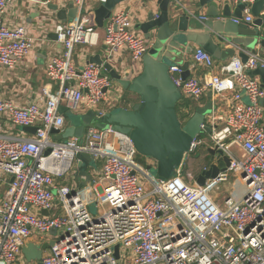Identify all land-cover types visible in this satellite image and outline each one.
<instances>
[{
	"label": "built area",
	"instance_id": "built-area-1",
	"mask_svg": "<svg viewBox=\"0 0 264 264\" xmlns=\"http://www.w3.org/2000/svg\"><path fill=\"white\" fill-rule=\"evenodd\" d=\"M13 1L0 0V68L6 70L27 58L34 46L23 27L5 22ZM44 1L57 6L70 1L77 17L54 28L55 42L64 51L51 56L45 73L57 90L43 87L37 100L23 107L0 98V176L11 177L0 201V264H264V113L259 103L264 89L258 76H250L264 68V53L246 52L243 63L240 51L220 66L219 75L190 73L183 79L178 65L168 68L184 99L198 101L210 91L226 99L229 108L224 116L204 121L201 129L210 128L208 142L192 139L183 163L162 181L138 164L130 137L111 127H88L81 139L53 141L50 132H62L65 125L60 107L104 114L97 107L108 102L113 81L102 65L86 64L78 71L72 60L75 46H95L98 41L99 29L90 18L92 12L85 9L86 2L100 5L105 0ZM232 1L245 5V17L232 22L249 25L253 0ZM173 6L180 8L176 0ZM102 29L106 59L121 50L133 65L141 62L148 41L133 29L131 14L112 10ZM192 60L195 68L215 67L213 57L198 47ZM16 127L36 131L29 137L24 132L13 135ZM205 143L222 151L229 167L199 187L191 175L184 180V165ZM81 154L96 165L85 187L78 179ZM230 178L234 182L227 195L221 203L214 202L210 192ZM55 179L67 182L57 185ZM91 204L98 210L95 217L88 212ZM52 229L55 236L50 235ZM32 236L39 240H28ZM49 241L54 243L40 262H25L22 249L28 242Z\"/></svg>",
	"mask_w": 264,
	"mask_h": 264
},
{
	"label": "water",
	"instance_id": "water-1",
	"mask_svg": "<svg viewBox=\"0 0 264 264\" xmlns=\"http://www.w3.org/2000/svg\"><path fill=\"white\" fill-rule=\"evenodd\" d=\"M123 1L125 0H105L94 10V22L98 29L103 28L112 10ZM190 1L194 2V0ZM216 1L197 0L199 7L208 5L209 8L216 9L214 20H211L212 16L208 20V18H197L192 13H179L173 6V0H157L158 12H149L146 21L136 26L144 39L150 43L142 58L143 70L139 76L132 78V72L117 74L109 64L102 65L99 56L89 59L88 64L102 65L105 73L114 84L118 85L119 88L116 90L112 87L113 93L122 90L118 95L117 109L107 114L89 111L81 116L78 126L66 128L62 133L60 130H52L50 134L53 136V141L81 139L88 127L100 130L111 127L130 137L138 155L153 161L157 179L162 181L170 179L183 163L185 154L190 151L192 139L210 133L209 127L204 126L201 129V126L205 117L211 113L212 104L209 100L206 106L196 108L191 116L185 115L189 118L179 119L176 106L182 97L170 80L168 63L178 65L182 71V78L186 79L190 76V63L186 56L194 53L193 47L202 49L216 60L233 57V50L222 52L218 48L212 34L226 35L222 40L241 46L249 53H256L255 47H259L264 53V17H259L264 10V0H253L250 5L253 21L249 25H235L232 22L233 19H242L244 4H234V11L230 13L232 0H223L226 2L222 5L218 0ZM53 9L57 10V7L54 6ZM69 9L68 17L75 18L76 9L72 4L69 5ZM57 18L66 22V12L58 11ZM238 56L243 63L246 62V55L241 52ZM250 76H259L264 89V68H257L250 73ZM208 97L211 98V93ZM262 106L264 108V102ZM59 112L66 117L64 107H60ZM22 130L34 134L36 128L24 127ZM49 153L50 150H47L44 155L47 156ZM208 156L211 157V162L196 177L195 182L199 187H204L206 180L215 179L219 173L226 172L229 167V158L222 151L209 148L206 157ZM77 159L78 179L81 186L85 187L92 179L88 167L95 168L96 165L87 154H81ZM146 169L149 170L150 167ZM42 214L47 215V212ZM55 234L56 230L52 229L50 235L55 236ZM53 243V241L42 244L28 242L22 249L25 262H40L43 252ZM115 257L118 258L117 246Z\"/></svg>",
	"mask_w": 264,
	"mask_h": 264
},
{
	"label": "crops",
	"instance_id": "crops-1",
	"mask_svg": "<svg viewBox=\"0 0 264 264\" xmlns=\"http://www.w3.org/2000/svg\"><path fill=\"white\" fill-rule=\"evenodd\" d=\"M156 1L157 0H125L121 4L116 6L114 10L116 11L122 10L131 14L133 20V29L138 32L137 34L140 35L141 32L137 30L136 26L146 21L149 12L151 11L155 13L158 12ZM178 2L180 4V8H178L179 13L180 12H186L189 14L192 13L195 14L197 18L200 19L208 18V20L211 18V16L213 17L216 14V9L209 8L208 5L203 8L199 7L197 5V0H194V2L190 0H179ZM224 2L226 1H223L221 3L219 2V4L222 5ZM70 4H71L70 1H66L62 5L57 6L52 4H45L44 0H14L13 2L8 4L7 11L4 17L5 22L11 27H16V26L23 27L25 33L34 40V46L30 54L27 56V58H25L23 61L15 65L12 70H6L4 68H0V98L1 99L12 100L17 105L23 107L37 100V97L40 95L41 88L49 87L52 91L57 90V84L48 80L45 73L46 71L45 68L51 56L53 55L60 56L64 51L63 47L55 42L54 28L57 24L64 23L57 18L58 11L66 12V18H67L66 22L71 21L77 17L76 16L73 19H70L68 17L70 13V9H69ZM54 6L57 7V10L53 9ZM98 6H99L98 3L92 1H87L85 4V9L89 10V12H92L90 18L93 21V24L95 23L93 12ZM234 8H235L234 3H232L230 6V13H233ZM262 12H264V10L261 11V13ZM248 13L253 21V16L250 12V8ZM242 16L245 17L244 11L242 12ZM211 20H214V17L211 18ZM105 23L106 21L104 22V24ZM103 34H104L103 29H99L98 41L95 46L77 45L73 48L72 60L78 71L82 70L85 67V65L88 64L90 58L99 56V58L102 60V65L109 64L112 70H114L117 74L123 75L132 72V78L139 76L143 70L142 60L141 62L133 65L131 63L130 56L127 52L120 50L115 54L114 57H111L110 60L106 59L107 54H106V48L103 44ZM212 37L215 44L222 52L233 50L234 55H236L240 51H242L244 55L246 52H248L246 49H244L241 46L238 47L226 40H222V38L226 37V35L212 34ZM219 38L222 40V42L221 40H219ZM149 44L150 43L148 42V47L150 46ZM193 48L195 49L197 47H193ZM255 50L256 52L262 54V51L259 49V47H255ZM186 59L190 63L189 69L191 76L202 77L205 74L219 75L220 66L226 63L230 58H227L226 60L214 59L215 67L210 70L205 69L203 67L195 68L193 65L194 63L192 60V54L187 55ZM168 65L170 67L175 64L173 63L171 65L168 63ZM112 87H115V90L119 88L118 85L114 83H112ZM110 91L111 93L108 96L109 97L108 102H101L97 107V109L100 112H103L104 114L113 112L114 110L117 109L116 107L119 105L117 100L119 99L118 95L122 93V90L117 91V93H113V89H111ZM209 93L211 92L207 91L205 95L201 97V99L198 101L184 99L181 96L182 98L180 99V101L177 103L176 106V112L179 119L182 120L185 118L186 119L189 118L188 116L185 115L191 116L196 108L206 106L209 100L212 104L211 113L205 117L204 121L211 116L212 117L224 116V114H226V112L228 111L229 102L226 99L216 97L213 94H211V98H209L208 97ZM260 101L263 103L264 99ZM243 102L247 103V99L245 97H243ZM260 105L262 106V104ZM67 110L68 108H65L64 114L66 117H64L65 125L62 132H64L66 128L72 126H78L77 124L68 123ZM78 113L81 115L86 114L82 112H78ZM73 114L76 113L73 112ZM76 116L77 115H75V117ZM5 128L6 127H4L2 130H5ZM22 132L24 131L21 128L16 127L13 130V135H21ZM24 134L26 135L25 137H27V135L28 137L32 135L27 132H24ZM207 136H205L204 139L207 140L208 142V139H206ZM199 147H202L203 151L205 152V155L203 156L204 158L208 154V149L210 147V144L205 143ZM195 155H198L197 151L193 156L189 158L192 159V157H195ZM136 161L138 162V164H140L139 156H137ZM204 167H206V165H203L202 169ZM91 170H92L91 167H88V171L90 172ZM10 179L11 177L8 175L0 176V201L3 198V195L8 187V183ZM55 182L57 185H61V184H66L67 180L55 179ZM229 189L230 188H227L226 191H228ZM209 195L214 202H217L218 204L220 203L215 199L216 196L213 197L211 194ZM52 239L48 238L46 240H52ZM28 240L33 241L39 239L36 236H32Z\"/></svg>",
	"mask_w": 264,
	"mask_h": 264
},
{
	"label": "rangeland",
	"instance_id": "rangeland-1",
	"mask_svg": "<svg viewBox=\"0 0 264 264\" xmlns=\"http://www.w3.org/2000/svg\"><path fill=\"white\" fill-rule=\"evenodd\" d=\"M169 64H173V63H169ZM260 104H262V102L260 101L259 102ZM75 115H77L75 117ZM81 114L79 113H76V114H73V112L68 109L67 110V121L68 123H72V124H77L79 123V119L81 118ZM232 152L234 154V156L236 157H239V153H238V150L236 148H233L232 149ZM197 154L198 155H195V157H192V159L188 158L186 161H185V165H184V180L186 181V176L187 175H191L194 179L196 178V175L199 174V172H201L202 170V166L203 165H207L208 163L211 162V157H206L205 156V159L203 158V156L205 155V152L203 151V148L202 147H199L198 150H197ZM208 155V154H207ZM193 156V155H192ZM140 165L142 167H144L145 169L147 167H150V169L148 170V173L151 177L153 178H156V171H155V167L154 165L152 164L153 161L147 157H144V156H140ZM101 163L99 162L98 163V167L100 168L101 167ZM232 179L230 178L229 179V183H225V184H222V185H219L218 186V189L216 190L215 188L212 189V191L210 192V194L214 197L215 199L218 201V202H222L223 198L227 195V188H230V183H231ZM234 181H232L233 183ZM88 212L91 216L95 217L97 215V207L95 206V204H91L89 207H88Z\"/></svg>",
	"mask_w": 264,
	"mask_h": 264
},
{
	"label": "trees",
	"instance_id": "trees-1",
	"mask_svg": "<svg viewBox=\"0 0 264 264\" xmlns=\"http://www.w3.org/2000/svg\"><path fill=\"white\" fill-rule=\"evenodd\" d=\"M183 117V116H182ZM205 134H203V135H201V136H199V139H203L205 136H204Z\"/></svg>",
	"mask_w": 264,
	"mask_h": 264
}]
</instances>
